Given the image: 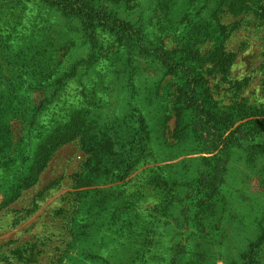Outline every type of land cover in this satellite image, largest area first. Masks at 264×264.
I'll return each mask as SVG.
<instances>
[{"label": "rangeland", "instance_id": "374dc122", "mask_svg": "<svg viewBox=\"0 0 264 264\" xmlns=\"http://www.w3.org/2000/svg\"><path fill=\"white\" fill-rule=\"evenodd\" d=\"M99 2L121 20L142 25L150 37V41H142L147 47L163 44L169 50L179 46L172 31L179 33L186 26L189 38L200 39L197 45L202 52L211 49L215 38L209 20L218 17L228 26L224 45L236 54V60L228 77L207 76L201 91L214 109L254 112L235 122L234 127L264 118V0ZM79 26L78 21H71L42 0H0L2 73L13 80L19 78L16 82L29 79L36 69L50 73L47 80L59 77L54 84L44 82L43 89L26 91L41 103L43 113L40 127L30 139L28 162L24 164L23 158L8 164L0 156V264H236L238 246L257 240L264 259L258 224L264 213V185L236 153L231 159L230 187L225 192L229 204L219 213V221L214 217L211 225V220H202L207 227L205 248L209 257L204 262L196 257L194 233L198 228L193 225L201 220H194L198 217L194 215L206 203L205 195L198 194L197 189L192 199L182 201L183 189L172 196L163 191L162 184L157 187L162 180L155 178L181 177L194 183L206 169L203 158L219 150L202 152L194 142L178 143L173 137L176 117L172 92L176 86L169 83L170 75L162 79L160 59L140 53L133 40L122 43L107 30L98 29L102 49L97 62L84 74L60 76L65 66L88 59ZM128 48L136 49L130 58L126 56ZM115 62L137 66L133 80L137 92L129 91L130 73L120 79L114 74ZM156 83L160 95L151 102L150 87ZM128 101L143 109L153 130V154H144L142 163L122 180L110 178L105 182L98 178L95 185H84L80 176L88 154L77 140L59 143L61 131L76 123L87 129L96 121L103 123L99 158L110 159L114 147L111 128L130 110ZM124 126L118 127L122 133ZM15 134L11 138L18 141L19 132ZM39 159L41 164L35 163L38 166L29 185L17 181L16 174L23 165L27 178ZM188 190H194L192 184ZM172 200L175 215L185 205L191 209L190 222L184 228L164 223L162 206Z\"/></svg>", "mask_w": 264, "mask_h": 264}, {"label": "trees", "instance_id": "16d2710c", "mask_svg": "<svg viewBox=\"0 0 264 264\" xmlns=\"http://www.w3.org/2000/svg\"><path fill=\"white\" fill-rule=\"evenodd\" d=\"M42 1L61 11L62 15H65L71 21L79 22L82 41L89 50L87 60L83 59L71 66H65L64 71L61 69L60 76L72 78L84 74L97 62L102 49L97 37L98 29L107 30L122 43L126 39L133 40L134 44L138 43L137 50L140 53L153 55L160 59L164 73L162 79L170 75L169 83L176 86L172 92L174 97L173 109L176 117L173 137L177 139L178 143L184 140L194 142L202 152L219 150L218 154L203 158L206 169L194 183L193 181L187 183L181 177L171 180L164 176L155 178L158 181L162 180L156 183L157 187L162 184L163 191L171 193L172 196L177 195V190L183 189L182 201L192 199L197 189L198 194L203 192L205 195L206 203H203L199 212L194 215L195 217L198 216L194 220H201V222L199 225H193L198 228L194 233V236L197 237L196 257L204 262L209 257V253L206 249V244H208V233L205 234L207 227H204L202 220H205V222L211 220V225L214 223V217L216 221H219L221 219L219 213L229 204L225 192L227 193L228 187H230L228 178L234 153L240 155L247 167L259 176L264 185V118L234 127L235 122L254 114V112H249V109L241 110L238 108L231 110L214 109L201 91L207 82V76L221 74L223 78H226L231 74L236 54L227 50L224 45L228 26L222 23L218 17H215L214 21L209 20L210 33L215 38V43L211 49L204 52L197 45L200 39L193 40L187 35V26L179 33L172 31L174 36L177 37L176 39H179V46L169 50L163 44L147 47L142 41L145 38L150 41V37L145 33V28L142 25H132L126 20H121L114 12H111L114 15L108 13L99 0ZM129 41H126V45L130 44ZM135 51V48H128L126 56L128 58L132 57ZM208 63L210 64L208 65ZM82 66L85 70L80 71ZM114 66V74L118 75L119 79L127 72L131 74L129 91L137 92L136 84L133 82L138 69L137 66H132L130 62H115ZM1 68L2 65L0 64V156L5 157L8 164L11 160L24 158L23 163L25 164L31 156V153H29L31 150L30 139L34 138L35 132L40 127V119L43 115L41 103L35 101L32 95H29L26 91L43 89L44 82L54 84L59 77L55 76L47 80V75L50 73L43 69H36L32 71L29 79H20L16 82L19 78L15 80L9 78L2 73ZM22 69L25 70L23 65ZM158 88L159 84L157 83L150 87L152 97L149 100L151 102H153L154 97L159 98ZM12 89H15V91ZM21 89L24 92L19 93ZM9 90L11 91L9 92ZM128 103L130 110L125 111L122 116L116 119L114 126L111 128L114 134L111 142L112 147H114L111 152L113 157L110 159L99 158L98 146L99 143H102L100 131L105 128L103 123L96 121L95 126L89 129L83 125L78 126L76 123L61 131L58 137L59 143L61 141L77 140L84 152L88 154L84 163L83 174L80 176V179L84 180V185H95L98 178L105 180V182L110 181V178L122 180L133 167L142 163L144 154H148V152L149 155L153 154V151H150L153 130L149 128L144 111L141 107L130 104V101ZM121 124L125 125L123 133L121 129H118ZM233 127L235 129H232ZM16 131L19 132L18 141L11 138V136L16 135ZM19 144H21V148L18 147ZM40 161L42 160H35L31 169L33 172L27 178L26 167L23 165V168L16 174L17 181L28 186L34 176V170L38 166L35 163ZM121 173L123 174L119 178L118 176ZM190 184L194 187L192 191L188 190ZM174 205L175 201L172 200L168 206H162L164 213L162 217L166 219L164 223L166 225L173 224L172 226L177 229L184 228L190 222L191 209L185 205L175 215L173 212ZM158 220L161 221L160 218ZM184 220L186 222H183ZM258 224L264 241V213L258 218ZM244 240L246 239H243L242 242ZM260 244L261 242L257 240L247 246H238L239 254L236 258V264H263L264 259L260 257L262 256ZM105 264L112 263L106 261Z\"/></svg>", "mask_w": 264, "mask_h": 264}]
</instances>
